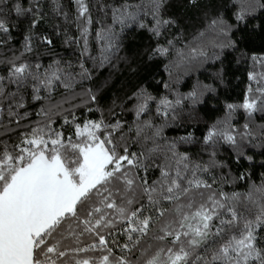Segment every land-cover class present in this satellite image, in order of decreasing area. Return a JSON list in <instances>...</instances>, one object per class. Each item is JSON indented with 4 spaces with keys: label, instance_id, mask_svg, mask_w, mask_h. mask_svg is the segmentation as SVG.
<instances>
[{
    "label": "snow or ice",
    "instance_id": "1",
    "mask_svg": "<svg viewBox=\"0 0 264 264\" xmlns=\"http://www.w3.org/2000/svg\"><path fill=\"white\" fill-rule=\"evenodd\" d=\"M253 2L247 0L236 14L237 24L245 22ZM71 3L72 16L61 0H50L52 12L73 24L77 35L59 29L54 35L63 34L66 46L76 45L79 58L45 64L37 51L51 50L55 41L38 31L47 15L43 0H27V6L0 0V127L7 130L5 120L17 128L26 124L18 143L0 141V264H264V183L245 195L228 193L221 187L223 175L214 174L227 167L218 159L222 148L231 150L237 163L251 161L248 148H264V124L257 130L254 119L264 113V56H251L262 71L248 73L252 83L243 103L227 104L224 118L203 136L208 159H194L180 151L181 144L193 142L192 133L169 139L164 129L180 120L186 101L192 108L204 103V96L215 92L211 85L181 94L164 83L172 96L159 98L139 86L127 98L131 108L113 101L107 116L92 85L101 69L124 59L127 30H146L157 41L149 59L175 51L177 68L191 59L207 61L202 44L186 53L187 45L176 47L178 37L160 43L179 27V16L169 15V9H196L201 0ZM9 5L18 19L30 18L18 49L4 15ZM208 27L215 36L211 47L239 51L232 24L216 16ZM211 59L220 60V54ZM223 76V70L216 74L221 82ZM30 104L37 105L34 113ZM151 104L159 124L146 118ZM81 108L98 111L99 117L81 121ZM116 108L133 112L132 123ZM238 109L246 113L240 128L232 123Z\"/></svg>",
    "mask_w": 264,
    "mask_h": 264
},
{
    "label": "trees",
    "instance_id": "2",
    "mask_svg": "<svg viewBox=\"0 0 264 264\" xmlns=\"http://www.w3.org/2000/svg\"><path fill=\"white\" fill-rule=\"evenodd\" d=\"M21 2L27 6V0H21ZM61 2L70 16L74 15L75 9L71 0H61ZM43 4L46 5L44 11L47 15L41 22L38 31L50 35L55 41V46L51 50L41 47L38 49L37 55L45 64L58 57L75 62L79 58L77 46L74 44L66 46L63 42V34L61 36L54 35V32L59 29L66 31L70 36H75L77 35L75 26L66 23L52 12L50 0H43ZM260 4H264V0H254L253 11L246 16L245 22L241 24L236 23V14L247 5V0H201V6L196 9L171 7L168 14L179 16V27H173L166 36L161 37L160 43L164 44L166 40L178 37L177 48L187 45L185 48L187 53L188 48L202 44L209 56L207 61L203 58L185 61L179 68L174 64L177 60L175 51L170 57L149 59L148 53L156 46L157 41L146 30H127L124 46L120 53L124 59L118 62L115 68L109 66L101 69L93 81L92 86L99 91V106L103 109L104 114L107 116L109 110L113 108V101L117 105L123 103L125 109L131 108L132 102L127 98L139 86L147 87L153 96L159 98L164 95L172 96V93L163 87L164 83H169L175 92L181 94H187L199 85H211L215 92L206 94L204 103L192 108L186 101L180 120L164 129V134L169 139H178L191 132L193 142L181 144L180 151H187L194 159L206 161L208 156L202 151V140L208 127L224 118L227 104L239 105L243 103L247 88L252 83L248 80V73L262 71L260 66L251 60L252 55L264 56V27H262L264 25V8H261ZM9 7L10 5L5 6L4 15L8 18V23L13 26L11 44L18 49L26 34L30 18L18 19L14 13H9ZM93 16L94 19L97 17L95 11ZM216 16H221L233 25L231 38L237 42L239 51L228 48L221 51L211 47L215 36L208 26L211 19ZM202 32L205 33L204 36H200ZM90 43L93 54H98V45L94 39ZM217 52L220 54V60L213 61L211 57L213 53ZM221 70L224 73L223 82L216 78V74ZM93 107L95 108V105ZM36 108L37 105L30 104L28 111L34 113ZM116 111L120 118L129 123L134 120L133 112L120 108H116ZM178 111L180 110L178 109ZM77 115L81 121L85 118L97 119L99 112H88L86 108H81L77 111ZM261 116H264V113H256L254 117L257 130L260 125L264 124V119H261ZM146 118H152L155 123H160V118L155 115V104L150 105V116ZM30 119L35 120V115ZM245 122L246 113L242 109H238L234 113L232 123L240 128ZM5 124L7 130L0 127V141L9 144L18 143L20 134L25 131V122H22L19 128L14 124L8 125L7 120H5ZM70 132L71 129H67L66 135ZM246 154L252 157L251 161L242 159L237 163L232 151L226 147L222 148L219 153L218 159L225 161L227 167L216 169L214 174L218 179L222 175L225 178L220 180L221 187L225 192H238L245 195L253 186L264 183V148L250 147L246 150ZM241 175L244 176V179H239Z\"/></svg>",
    "mask_w": 264,
    "mask_h": 264
}]
</instances>
